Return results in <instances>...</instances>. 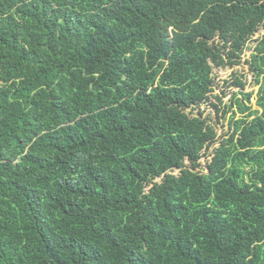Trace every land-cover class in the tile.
Wrapping results in <instances>:
<instances>
[{"label": "trees", "instance_id": "trees-1", "mask_svg": "<svg viewBox=\"0 0 264 264\" xmlns=\"http://www.w3.org/2000/svg\"><path fill=\"white\" fill-rule=\"evenodd\" d=\"M262 28L264 0H0V264H264V37L206 171L188 112Z\"/></svg>", "mask_w": 264, "mask_h": 264}, {"label": "rangeland", "instance_id": "rangeland-1", "mask_svg": "<svg viewBox=\"0 0 264 264\" xmlns=\"http://www.w3.org/2000/svg\"><path fill=\"white\" fill-rule=\"evenodd\" d=\"M264 37V29L262 28L246 45L242 53L239 65H228L226 67L215 68L214 77V92L204 104H201L193 109H189V113L195 116L203 114V118L207 119L209 124L216 130L217 142L209 149H205L202 153V168L206 171L207 166L211 162L212 152L220 146V142L229 138L234 130V124L237 120L245 117L248 113L242 114L239 110L237 101L242 100L247 106H252L257 110V93L259 86L257 85L256 73L251 69L252 56L258 42ZM238 82L245 86L241 87ZM253 96L248 102L244 94ZM233 117L235 119L233 120ZM188 166L190 164L186 162ZM175 175H179L180 171H175ZM160 182L162 180H159Z\"/></svg>", "mask_w": 264, "mask_h": 264}]
</instances>
